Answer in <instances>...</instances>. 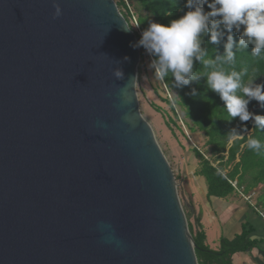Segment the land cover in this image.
Instances as JSON below:
<instances>
[{
	"label": "water",
	"instance_id": "water-1",
	"mask_svg": "<svg viewBox=\"0 0 264 264\" xmlns=\"http://www.w3.org/2000/svg\"><path fill=\"white\" fill-rule=\"evenodd\" d=\"M124 26L114 0H0V264H198Z\"/></svg>",
	"mask_w": 264,
	"mask_h": 264
},
{
	"label": "trees",
	"instance_id": "trees-1",
	"mask_svg": "<svg viewBox=\"0 0 264 264\" xmlns=\"http://www.w3.org/2000/svg\"><path fill=\"white\" fill-rule=\"evenodd\" d=\"M116 4L118 8H123L124 12H120L138 39L140 35L130 23L131 16H135L139 29L142 31L147 27L149 20L167 24L172 19L183 15V12L187 10L185 0H119ZM131 6L134 13H132ZM205 10H207L206 6ZM230 34L234 41L238 42L240 33L233 30ZM201 39V46L206 49L208 58L215 59L217 56L222 57L225 54L226 37L221 39L218 45L210 42V34H204ZM252 47L249 44L247 49L237 51V47L234 45L235 64L224 65V68L226 71L247 70L245 80L255 76L256 83L264 84V58L252 56ZM139 51L140 58H142L144 49L139 47ZM193 71L198 78L186 86L175 87V81L171 75L164 80L159 79L166 91L165 96L161 97V101L169 107L171 117L167 119L170 123L176 125L179 121L188 132L199 131L205 138V151L194 147L192 152L198 161L196 175L202 177L206 183L207 198L226 199L232 196L235 193V188L229 181L233 180L236 181L237 188H242L245 192L261 185L255 206L258 205V209L264 210V150L257 153L247 147L249 138L258 139L264 143V129L256 127L252 120L242 122L239 117L228 116L224 101L220 99L218 93L208 87L206 76L203 75L210 69L204 68L195 58ZM193 89L196 92L195 96L191 95ZM178 110L181 111V116L178 114ZM248 110L264 115V107H261L255 100L248 104ZM233 128L244 138L230 143L228 132ZM225 170L226 173L223 175L221 171ZM188 204L189 208L184 206V212L194 242L198 264H231L235 253L251 249L257 244L256 239L248 238L251 227L249 223L244 222L240 226V232L232 239L221 237L219 247L217 249L210 248L199 222L200 217H193V205L191 202ZM191 218L194 219V222L190 221Z\"/></svg>",
	"mask_w": 264,
	"mask_h": 264
},
{
	"label": "clouds",
	"instance_id": "clouds-1",
	"mask_svg": "<svg viewBox=\"0 0 264 264\" xmlns=\"http://www.w3.org/2000/svg\"><path fill=\"white\" fill-rule=\"evenodd\" d=\"M185 8L187 10L183 15L167 24L149 20L138 41L131 46L142 47L152 58L148 67L155 76L164 80L171 75L175 87L186 86L198 78L193 71L195 58L204 68L210 69L203 75L206 76L208 87L224 101L228 116L239 117L242 122L252 120L256 127L264 129V115L248 110L252 100L264 107V84L256 83L255 76L245 80L247 70L226 71L224 68V65L235 64L234 45L238 51L247 49L251 44V55L264 58V0H185ZM59 15L61 8L54 4L53 16ZM122 29L126 32L131 30L127 26ZM233 30L240 33L238 42L230 34ZM204 34H210V42L217 45L226 37L225 54L222 57L208 58L206 49L201 46ZM113 75L117 80L124 79L120 67L114 69ZM195 94L193 89L191 95ZM228 136L230 143L244 138L234 128L228 132ZM247 147L259 153L264 150V143L249 138Z\"/></svg>",
	"mask_w": 264,
	"mask_h": 264
},
{
	"label": "rangeland",
	"instance_id": "rangeland-1",
	"mask_svg": "<svg viewBox=\"0 0 264 264\" xmlns=\"http://www.w3.org/2000/svg\"><path fill=\"white\" fill-rule=\"evenodd\" d=\"M118 2L119 0H114ZM132 13L134 10L131 6ZM121 12H124L122 7H119ZM132 16L130 17V23L132 22ZM132 24V23H131ZM134 28L137 30L140 35L141 30L136 28L134 24H132ZM152 59L148 56V54L143 51L142 58H140L138 64V84L141 95V101L143 106L149 116V119L156 131V134L162 144V147L169 159V162L175 172L177 177L179 187L181 190L182 198L184 203L191 202V198L193 202H196L200 207L207 208L209 207V202L207 201L206 196V183L202 177L196 176V171L198 168V161L195 158L192 150L194 147L201 148L205 151V138L201 132L196 131L194 133H190L186 130V127L182 126V124L177 121L176 125L170 123L168 121V117H171L169 112V107L161 101V97L165 96L166 93L163 84L160 80L155 76L154 71L148 67V63ZM167 95V94H166ZM157 108V109H155ZM178 114L181 116L182 113L178 110ZM261 185L254 188L250 191L252 197V204H255L257 201V196L260 193ZM244 193V189L242 190ZM209 200L213 203L217 202H229L240 207L247 206L249 207V203L245 201L239 193H237L235 189V193L232 194L226 200L210 197ZM225 204V203H223ZM213 205V204H211ZM259 208L258 205H256ZM263 211L262 209H259ZM195 213L193 214V217ZM191 222H194V219H190ZM208 235V239L211 242L212 239L215 241L218 240L220 235L219 233V222L214 220L208 228H206Z\"/></svg>",
	"mask_w": 264,
	"mask_h": 264
},
{
	"label": "crops",
	"instance_id": "crops-1",
	"mask_svg": "<svg viewBox=\"0 0 264 264\" xmlns=\"http://www.w3.org/2000/svg\"><path fill=\"white\" fill-rule=\"evenodd\" d=\"M207 201L209 202V207L204 209L196 202H193L191 198L193 213H195L194 217H200L199 222L205 232L207 245L212 249H217L221 237L232 239L240 232L241 224L247 222L251 227L248 238L256 239L257 244L251 247V249L235 253L232 257L231 264H264V219L258 211L250 206V208L247 206L240 207L237 203H229L227 202L228 200L226 202L214 201L212 203L207 198ZM214 220L219 222L220 235L217 241L212 239L211 242H209V233H207L206 228H208Z\"/></svg>",
	"mask_w": 264,
	"mask_h": 264
},
{
	"label": "built area",
	"instance_id": "built-area-1",
	"mask_svg": "<svg viewBox=\"0 0 264 264\" xmlns=\"http://www.w3.org/2000/svg\"><path fill=\"white\" fill-rule=\"evenodd\" d=\"M124 1H126V0H124ZM132 24H134L135 25V27L136 28H139V27H137V21H136V18H135V16H132ZM221 173L224 175L225 173H226V170L225 171H221ZM230 183H231V185L236 189V191H237V193H239V195L245 200V201H247L256 211H258V213L263 217V219H264V213L262 212V211H260L257 207H255V204H252V202H251V200H252V197H253V195L252 194H250V192H248V193H244L243 191H242V188H237V186H236V181L235 180H233V181H229Z\"/></svg>",
	"mask_w": 264,
	"mask_h": 264
}]
</instances>
